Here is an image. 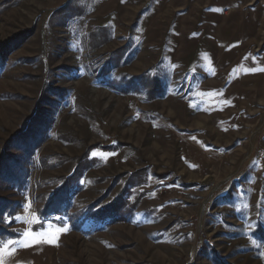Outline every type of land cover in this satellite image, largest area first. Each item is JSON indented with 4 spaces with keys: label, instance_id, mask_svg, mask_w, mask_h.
I'll list each match as a JSON object with an SVG mask.
<instances>
[{
    "label": "rangeland",
    "instance_id": "374dc122",
    "mask_svg": "<svg viewBox=\"0 0 264 264\" xmlns=\"http://www.w3.org/2000/svg\"><path fill=\"white\" fill-rule=\"evenodd\" d=\"M262 69L264 0H0L3 264H264Z\"/></svg>",
    "mask_w": 264,
    "mask_h": 264
},
{
    "label": "trees",
    "instance_id": "16d2710c",
    "mask_svg": "<svg viewBox=\"0 0 264 264\" xmlns=\"http://www.w3.org/2000/svg\"><path fill=\"white\" fill-rule=\"evenodd\" d=\"M26 135L21 136L19 134V136L15 137L16 140L14 139L13 142L14 144L16 142V145L18 147L24 148L26 152L29 149L30 151H32L35 146V142L33 138L30 139L28 137L29 135L28 136ZM29 153L27 154V156H29ZM27 159L28 158L23 157L22 159L19 160L18 158L7 154V149L5 151L3 150L2 155L0 157V186L2 185V183H7L12 186L23 185L26 180V176L28 175L27 173L28 170L26 169ZM16 203L17 202L15 200L13 201L8 197H2L0 195V236H3L5 238L14 236V233L12 231L7 230L6 218L7 217L12 218L13 216H15ZM101 218L103 219L105 218V216L102 215Z\"/></svg>",
    "mask_w": 264,
    "mask_h": 264
},
{
    "label": "snow or ice",
    "instance_id": "6c2138e0",
    "mask_svg": "<svg viewBox=\"0 0 264 264\" xmlns=\"http://www.w3.org/2000/svg\"><path fill=\"white\" fill-rule=\"evenodd\" d=\"M264 70V69H262ZM61 231V230H58ZM32 234L30 232H26L25 236H31ZM38 235H42V234H38ZM49 243H51L52 241H48ZM19 242H7L4 243L2 246H0V264H3V255L4 254H8L11 255L15 252V248L9 249V244H18ZM25 246H29V245H25Z\"/></svg>",
    "mask_w": 264,
    "mask_h": 264
}]
</instances>
